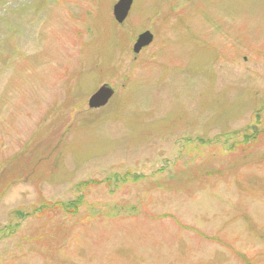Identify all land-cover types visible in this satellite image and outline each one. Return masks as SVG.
<instances>
[{
    "label": "rangeland",
    "instance_id": "374dc122",
    "mask_svg": "<svg viewBox=\"0 0 264 264\" xmlns=\"http://www.w3.org/2000/svg\"><path fill=\"white\" fill-rule=\"evenodd\" d=\"M117 1L0 0V264H264V0Z\"/></svg>",
    "mask_w": 264,
    "mask_h": 264
},
{
    "label": "water",
    "instance_id": "95a60500",
    "mask_svg": "<svg viewBox=\"0 0 264 264\" xmlns=\"http://www.w3.org/2000/svg\"><path fill=\"white\" fill-rule=\"evenodd\" d=\"M131 0H120L113 8V14L118 23H122L127 15ZM152 41V35L149 32L139 36L134 46V52H138L142 47L147 46ZM113 91L108 87H101L88 101L90 108H99L106 105L112 97Z\"/></svg>",
    "mask_w": 264,
    "mask_h": 264
},
{
    "label": "trees",
    "instance_id": "16d2710c",
    "mask_svg": "<svg viewBox=\"0 0 264 264\" xmlns=\"http://www.w3.org/2000/svg\"><path fill=\"white\" fill-rule=\"evenodd\" d=\"M257 129H255V127L253 129H251V133L250 134H247L244 136L243 138V141H242V144H247L249 142H254L256 139V135H257V132H256ZM236 133H234L235 135ZM73 207V205H71Z\"/></svg>",
    "mask_w": 264,
    "mask_h": 264
},
{
    "label": "flooded vegetation",
    "instance_id": "af4514ba",
    "mask_svg": "<svg viewBox=\"0 0 264 264\" xmlns=\"http://www.w3.org/2000/svg\"><path fill=\"white\" fill-rule=\"evenodd\" d=\"M119 1H120V0H118V1L113 5V7H112V15H113V18H114L115 21H116V19H115L114 14H113V8H114V6H115ZM133 5H134V0H131V3H130V6H129V9H128V12H127V15H126V17L124 18L123 22L120 23V24H123V23L127 20V18H129V14H130V12H131V10H132V8H133ZM146 32H148V31L141 32L140 34H138V37H137L136 42L138 41L139 36L145 34Z\"/></svg>",
    "mask_w": 264,
    "mask_h": 264
}]
</instances>
